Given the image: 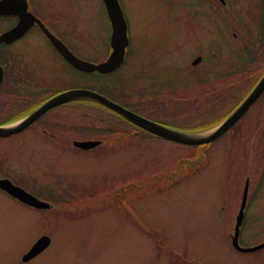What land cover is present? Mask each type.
<instances>
[{"label":"rangeland","instance_id":"1","mask_svg":"<svg viewBox=\"0 0 264 264\" xmlns=\"http://www.w3.org/2000/svg\"><path fill=\"white\" fill-rule=\"evenodd\" d=\"M120 1L132 43L126 64L113 74H94L93 80L79 74L72 80L71 74L61 78L69 80L66 85H87L127 105L119 92L123 91L133 103L151 100L130 106L160 118L172 128L209 131L264 71V43L257 42L261 52L253 58V75L230 77L224 83H232V90L237 89L221 92V97L209 102L204 111L189 110L187 101L178 96L180 89L171 90L172 95L165 99L161 94L165 95L170 87L157 80L160 87L155 89L151 74L160 70L165 79L171 73L176 79L174 86H181L182 76L191 78L190 60L196 58L198 50L207 52L209 58L218 45L221 69L232 72L244 68L242 59L249 56L247 50L237 46L238 40L230 28L223 27L224 16L212 8L213 1ZM234 1L244 6L243 16L250 23L252 36L242 24L233 26L253 39L264 23V0ZM183 2L188 4L187 11ZM103 3L70 0L74 16L86 19L77 23L73 34L88 38L86 41L92 47L85 53L94 62L105 60L111 49V23ZM53 4L63 17L70 11L56 1ZM188 26L190 29H185ZM184 39L188 42L185 46ZM44 63L49 70L54 66L48 55H44ZM203 65L205 72L219 67L217 61ZM56 73L63 77L70 71L56 64ZM206 75L212 77L210 73ZM162 102L166 103L165 108H161ZM65 108L59 112L61 144H52L42 130L38 131L43 135L29 131L10 142H0V159L16 179L39 182V187L27 186L42 199L51 201L53 193L78 198L79 201L64 203L59 208L74 211V215L45 213L0 192V264H264V247L240 252L230 238L249 177L247 217L241 227L240 244L254 247L264 243V95L250 110L241 130L238 124L210 145L201 147L148 141L146 133L96 103H74ZM102 117L113 127L125 128L113 135L130 138L129 144L110 153L70 146L73 137L99 136L96 127L97 123L102 124L97 120ZM136 134L140 138H135ZM105 146H109L108 141L102 149ZM110 183L118 188L107 192ZM43 234L52 236L51 247L23 262L24 253ZM159 234L163 238L156 240Z\"/></svg>","mask_w":264,"mask_h":264},{"label":"flooded vegetation","instance_id":"2","mask_svg":"<svg viewBox=\"0 0 264 264\" xmlns=\"http://www.w3.org/2000/svg\"><path fill=\"white\" fill-rule=\"evenodd\" d=\"M54 1H56L57 4L59 3V5L61 6H66V9L70 10L69 13H67V15L63 17L60 13V10L53 4ZM194 1L200 2L205 0ZM207 1L209 3V0ZM211 1H213L212 8L216 9L217 11L219 10V12H221L224 16L222 21L223 27H228L231 29L233 37L238 40L237 46H241V48L243 46V48L247 50L246 52L249 56H246L242 59L244 64L243 69L232 72L226 69H221L223 65L220 64L221 50L218 45L216 50H214L215 52L213 51L209 58L207 52H205L204 50H198L199 53L196 55V58L192 57L190 60L193 66V68H191L189 72V74H191V78L188 77L186 79V77L182 76L183 83L181 84V86H174L173 83L176 79H174V76L168 70H166V72H169L170 74L166 75L165 79L161 78V76L163 75L160 74L162 72L160 70H158L157 74H151L153 80L151 84L155 89H158V87H160L157 80H159L160 83H164L168 87H170V90L168 89V91H166L167 93H165V95L161 94V96H165V99H167L168 95H172L173 91L171 90L177 92L176 89H180L182 93H177L178 96L181 97V99L187 101L185 104L190 105L189 110L192 111H198L201 109L202 111H204L208 107L209 102L221 97V92L236 90L237 87L232 90L233 87H235L232 83L227 84L224 82L228 81L230 77L252 76L253 58L256 55L259 56L261 52L259 45H257V42H261V39L258 36H254L253 39L251 37L243 36L244 33H241V29H238L237 26H233L236 23H240L243 25V29L248 30L250 33V23L245 20V16H243V14L245 13L242 12L244 10V6L240 2L234 0H210V2ZM182 5L184 10L187 11L188 4H185L183 2ZM68 6H71L70 0H13L6 7L5 11H2L0 13V37L8 31L16 30V27L22 25L23 23L25 24V27L28 26L25 31L13 33L12 36L8 38V40L0 41V65L3 67V70H0V126L11 124L23 119L56 94L79 86L73 84L66 85L69 84V80L61 78H68L72 74V76H74L72 80H74L76 78L75 76H78L77 74H79V77L84 76L86 80H88L89 78L91 80L93 79V73H85L77 70L62 55V53L54 44L52 38L48 36V33L46 31V29H48L79 58L90 60L88 57L89 54L85 53V51L90 49L92 47V44L89 40V42L86 41V39H88L87 37H76L73 34L74 29H76L75 27L77 23L85 22L86 19L78 20V18H76L72 12V6L71 9H69ZM262 6L264 7V4H262ZM245 10H247V8ZM189 13L191 14V12ZM185 29L189 30L190 28L188 26ZM261 29L262 30L259 31L258 34L264 32V23ZM182 41L184 46L186 43H188L185 39ZM248 41L252 42V44L250 45L251 47L246 46V43H248ZM200 47L201 46L199 45L197 49H199ZM129 51L130 45L127 47L125 60H128ZM44 55H48L53 60L54 66L51 70L47 69L45 66ZM197 58H200V61L198 63H195ZM207 61H217V65L219 67H216L213 71L206 70L205 72L203 69L206 67V65L203 64ZM56 64L60 67H65L70 71V74L63 77L58 75L56 73ZM206 73L212 74V77L210 75H206ZM263 73L264 71L262 72L261 76L263 75ZM260 77L258 78V80L260 79ZM211 80L213 81L211 82ZM258 80L256 81V83L258 82ZM254 85L255 84H253L251 88L249 86L245 91L249 93ZM140 90L142 91L143 89ZM74 103L76 104V101L52 107L47 112L36 118L31 124H29L21 131L0 137V142L2 143L6 140H9L10 142L14 138H16V136L22 133L26 134L29 131L41 135L42 133H40L38 130H42L50 137V142L55 146H58L59 144H61L60 127L62 125V117L61 115H59V112L62 108L63 111H65V107L72 106ZM85 104L93 105L92 103L88 102H86ZM247 112L240 120L242 124H244V121L248 118ZM86 114H88V112ZM90 115H93V113L90 112ZM151 119L163 123V121L158 117L152 116ZM87 126L89 125L87 124ZM137 130L139 132L143 131L141 128H138ZM58 131L60 132V138L58 136ZM64 133L65 135H68L67 132ZM98 134L100 135L96 136L94 140L97 139L101 140L102 142L95 148L88 151L97 150L101 151L102 153H110L111 151L118 150L122 146L129 144L130 141V138H126L124 136L115 138V135H113L111 138H109L105 136V132ZM138 135L140 134H136L134 137L140 138ZM146 135V139L148 141L159 140L156 135L150 133H146ZM75 140L76 139L73 137V139L69 143L70 146H74L73 143ZM106 141L109 142V146L107 148L102 150L97 148L103 145ZM134 141L136 143H140V140L138 139H134ZM74 148L76 147L74 146ZM0 177L10 178L17 185L28 190L29 188L27 185H29L30 187L40 186L39 182L37 181H31L28 179H16L12 172H10L7 167L3 166L1 159ZM116 188L118 187H115L114 191L116 190ZM0 192L4 193V195H7L14 200L11 195H9L1 188ZM19 204L22 205L24 203L20 202ZM34 258L30 259L29 261L33 260Z\"/></svg>","mask_w":264,"mask_h":264},{"label":"water","instance_id":"3","mask_svg":"<svg viewBox=\"0 0 264 264\" xmlns=\"http://www.w3.org/2000/svg\"><path fill=\"white\" fill-rule=\"evenodd\" d=\"M13 0H4L0 2V8L6 9V7L12 2ZM108 14L110 16L112 22V40L111 44L113 47V52L111 53L110 57L99 64L88 62L77 58L73 55L67 47L58 39L53 37V41L55 45L60 49L63 55L78 69L83 71H98L102 74L111 73L119 68L125 60V53L126 47L129 44V36H128V23L122 9V6L119 0H104ZM9 33L4 34L1 36L0 40H8ZM199 61V60H198ZM264 91V76L261 78L259 83L253 89V91L249 94V96L245 99V101L238 107V109L232 113L225 121H223L218 126L214 127L213 129L205 132H184L179 131L176 129H172L166 127L162 124L149 120L127 108L118 104L117 102L109 99L105 95L100 94L99 92L85 89V88H78L72 89L65 92H62L55 96L54 98L47 101L42 107H40L37 111L32 113L28 116L25 120L20 123L13 124L10 126L0 127V135H7L11 134L12 132H17L21 130L23 127L28 125L32 122L36 117L40 114L45 112L48 108L61 104L67 101L75 100V99H82V98H91L94 99L107 107L117 111L118 113L125 116L130 121L134 122L135 124L146 128L147 130L156 133L160 136H163L167 139L174 140L177 142H182L186 144H204L209 143L224 133L228 128H230L243 114L244 112L259 98V96ZM99 141L88 140V141H75V144L79 147L83 148H90L97 145ZM0 187L9 191L15 197L21 199L22 201L31 204L33 206L39 208H50L51 204L49 202L43 201L33 194L29 193L24 188H21L15 185L9 179H1L0 178ZM248 189H249V180H247L243 201L241 205V210L237 218L236 230L233 237V244L234 246L241 251H255L264 247V243L257 245L251 248H244L239 243V235H240V228L243 223L244 219V210L247 203L248 197ZM51 242V238L49 236L41 237L38 242L34 245V247L26 254L25 259H30L31 257L37 255L39 252L44 250L46 247L49 246Z\"/></svg>","mask_w":264,"mask_h":264},{"label":"trees","instance_id":"4","mask_svg":"<svg viewBox=\"0 0 264 264\" xmlns=\"http://www.w3.org/2000/svg\"><path fill=\"white\" fill-rule=\"evenodd\" d=\"M111 112H113V113H115V114H117L116 112H114V111H112L111 110ZM119 117H121L119 114H117ZM126 123H129L128 121H126V120H124ZM112 130H111V132H115V131H124L125 130V128L123 129V128H121L120 126H114V128H111ZM62 201H65L64 199H61L60 201L59 200H57L56 201V203L57 204H60Z\"/></svg>","mask_w":264,"mask_h":264}]
</instances>
